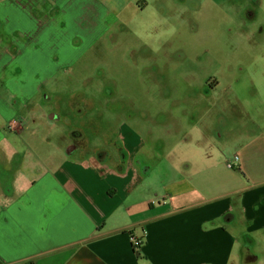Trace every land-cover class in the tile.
<instances>
[{
    "label": "crops",
    "instance_id": "crops-1",
    "mask_svg": "<svg viewBox=\"0 0 264 264\" xmlns=\"http://www.w3.org/2000/svg\"><path fill=\"white\" fill-rule=\"evenodd\" d=\"M19 1L0 0V24L3 25L0 28V102L8 117L0 114V130L6 129L8 134L18 130L24 133L44 126L49 137L43 140L37 134L35 138H20L25 150L23 160L26 157L34 161L31 168H38V178L26 182L28 176L26 172L20 173V169L8 186L12 188L0 187V264H235L232 260L235 254L236 264H244L238 234L245 236L264 230V179L254 187L250 183L227 189L221 185L222 180L206 185L192 172L190 158L191 149H200L203 153L209 149L227 150V143L209 134L206 122L216 112L226 115L225 126H229L230 122L240 119L238 110L231 113V106L224 103L221 109L205 111V118L196 114L193 123L187 116H174L173 111H168L169 122L161 123L160 128L172 141L178 138V146L173 141L175 150L170 154L153 156L149 152L152 156H145L136 166L127 149L134 152L145 143H158L157 139L162 137H153V134L162 112L142 119L110 111L112 119L127 128L124 146L127 159L122 160L126 167H120L119 173L110 168L117 163L108 157L85 158L79 150L70 151L67 132L52 119L53 113L48 112V105L44 103V98L55 91L50 82L52 68L57 65L46 63L45 73L30 78L1 73L14 63L22 66L20 54L9 51V42H18L15 33L23 30L15 20L22 14ZM85 1L86 12L75 0H29V18L37 25L31 39L49 45L59 65L74 63L79 58L78 49L95 41L97 26L119 11L104 0ZM96 1H102L104 7ZM79 31L86 34L83 40L77 38ZM6 34L13 36L11 41L5 38ZM32 64L40 66L35 58ZM72 91L76 94L83 90L77 87ZM36 96L39 100L33 106L30 100ZM15 99L20 101L13 105ZM16 115L23 117L27 127L17 121ZM186 119L189 122H184ZM136 134L139 141L134 139ZM255 137L248 142H253ZM44 142L45 152L37 153L35 146H44ZM4 153L1 148L2 159ZM65 166L69 170L67 174L62 172ZM70 169L80 171L79 175L70 174ZM157 169L160 172L156 181L150 182L148 178ZM204 174L212 176L214 172L208 170ZM233 176L237 178L236 173ZM22 197L26 200L23 208ZM117 198L120 199L118 206ZM22 209L26 213L23 216ZM236 211L247 227L241 228L238 234L226 224L230 221L232 226L240 225L232 222ZM130 230L144 238L140 255L131 245ZM253 241L257 249L264 251L260 248L261 238ZM248 260L253 262L255 256Z\"/></svg>",
    "mask_w": 264,
    "mask_h": 264
},
{
    "label": "rangeland",
    "instance_id": "rangeland-1",
    "mask_svg": "<svg viewBox=\"0 0 264 264\" xmlns=\"http://www.w3.org/2000/svg\"><path fill=\"white\" fill-rule=\"evenodd\" d=\"M19 2L22 14L15 20L23 30L15 33L18 42H9V51L20 54L22 66L14 63L1 73L30 78L45 73L46 63L54 62L57 67L52 68L50 85L55 91L48 95V112L57 113L56 123L86 155L105 147L110 161L117 163L110 168L117 173L120 167L125 169L116 144L124 148L127 128L112 119L110 111L120 110L127 118L142 119L162 112L153 134V137H162L157 139L158 143H145L134 152L127 149L129 155L137 153L136 166L145 156H152L149 152H153V156L170 154L174 143L178 146L179 139L174 137L173 143L160 128L161 123L169 122L168 111H173L174 116H187L193 123L196 114L205 118V111L221 109L227 103L231 113L238 110L240 119H230L232 122L225 126L226 115L214 112L207 119L206 127L209 134L227 143L228 149L221 152L209 149L206 153L191 149L192 172L206 185L222 180L221 185L227 189L250 183H254V187L264 179V0H104L116 7L118 13L114 11L105 18L104 24L97 26L95 41L81 46L77 51L79 58L70 65H59L49 45L31 39L37 25L29 18V0ZM74 3L87 11L85 0ZM96 4L104 7L102 1ZM2 26L1 23L0 28ZM12 37L5 35L10 41ZM85 37L86 34L79 31L77 38ZM33 58L40 66L32 64ZM110 84L117 91L115 98L106 95ZM77 87L83 91L75 94L72 89ZM98 87L104 90V97L99 90L97 92ZM38 100L36 96L30 101L35 106ZM19 101L15 99L12 104ZM0 114L8 118L1 102ZM16 119L27 127L21 115H16ZM43 127L12 134L6 129L0 130V149L6 151L3 159L0 157V181L6 187L15 176L17 178L20 169V173L26 172L28 176L26 182L38 178V168H31L34 161L26 157L23 160L25 150L20 138H35L40 134L47 140V129ZM174 129H177L175 125ZM253 136H256L254 141L248 142ZM108 139L115 140L116 144L110 146ZM134 139L139 141V135H134ZM46 148L45 142L44 146H35L39 154ZM214 163L219 166L215 167ZM208 170L214 174L205 176ZM68 171L67 166L62 169L64 174ZM159 172L155 170L149 181L155 182ZM79 173L70 169L75 177ZM41 186L42 183L37 188ZM9 188L12 187L6 189ZM119 202L117 198L115 204L118 206ZM21 203L23 208L26 204L23 197ZM21 214H26L23 209ZM235 215L232 222L240 225L232 226L230 221L226 224L238 234L241 228L247 227L237 211ZM238 237L243 254L248 258L255 256L253 262L245 260L244 264H264V251L257 249L253 241V238H261L260 248H264V230L245 236L238 234ZM232 260L236 264V254Z\"/></svg>",
    "mask_w": 264,
    "mask_h": 264
},
{
    "label": "flooded vegetation",
    "instance_id": "flooded-vegetation-1",
    "mask_svg": "<svg viewBox=\"0 0 264 264\" xmlns=\"http://www.w3.org/2000/svg\"><path fill=\"white\" fill-rule=\"evenodd\" d=\"M103 93H104V90H102L101 89V87H100V89H99V94H101L102 96H103ZM83 96L85 95V93L84 92H82L81 93ZM116 94H117V91H116V89L110 84V86L108 87V89H107V91H106V95L107 96H110L111 98H115L116 97ZM104 97V96H103ZM107 98V97H106ZM48 97L47 98H44V103H47L48 101ZM98 99H102V98H98ZM79 109V108H78ZM118 112H120V110H117ZM51 113H53V112H51ZM51 117H52V119H54V120H56V119H58V115L56 114V113H53V114H51L50 115ZM56 122V121H55ZM76 135H78V134H76ZM66 138H67V149L68 150H70V151H72V150H79V152H80V154H81V156H83V157H85V158H89V157H94V158H96V159H103V158H105V157H108L109 158V160L111 159V156L109 155V152H107V151H105V150H103V149H100V151H96V152H94V153H92V154H90V155H86L84 152H83V150L81 149V147H80V145L78 144V143H76V141L75 140H73V138L72 137H70L69 135H68V133H66ZM111 141V142H110ZM108 142H110L111 144L113 143V145L112 146H114L115 144H116V141L115 140H109L108 139ZM121 145V144H120ZM116 146H117V148L119 149V154H120V157H121V159L122 160H126L127 159V153L125 152V148H122V146L121 147H119V144H116ZM105 148V147H104ZM106 149V148H105ZM124 149V150H123ZM136 155H137V153H134L133 155H132V157L135 159L136 158ZM130 156V155H129ZM3 186H6V185H4L3 183L2 184H0V187L2 188ZM9 185H7V187H8ZM7 187H5V189L7 188ZM241 252L243 253V249H241ZM254 253V252H253ZM243 256H244V258H243V261L245 262V260H248V257H246V255H244L243 254ZM249 261V260H248Z\"/></svg>",
    "mask_w": 264,
    "mask_h": 264
},
{
    "label": "built area",
    "instance_id": "built-area-1",
    "mask_svg": "<svg viewBox=\"0 0 264 264\" xmlns=\"http://www.w3.org/2000/svg\"><path fill=\"white\" fill-rule=\"evenodd\" d=\"M129 240L131 242V245L134 249V251L140 255L141 249L144 245V238L142 236L136 235L132 230L129 231Z\"/></svg>",
    "mask_w": 264,
    "mask_h": 264
}]
</instances>
